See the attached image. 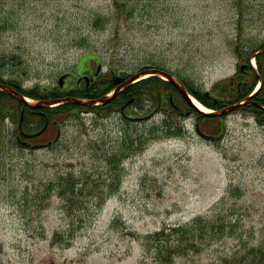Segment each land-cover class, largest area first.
Segmentation results:
<instances>
[{"label":"rangeland","instance_id":"374dc122","mask_svg":"<svg viewBox=\"0 0 264 264\" xmlns=\"http://www.w3.org/2000/svg\"><path fill=\"white\" fill-rule=\"evenodd\" d=\"M117 1L0 0V76L52 87L64 74L72 88L97 65L103 75L149 64L210 91L233 74L239 52L264 41V0ZM145 99L124 114L74 108L38 148L16 145L4 121L0 264H156L142 237L218 202L237 234L171 264L237 261L242 244L264 247V126L233 110L223 134L205 138L194 113ZM50 128L39 140L54 138ZM58 177L71 179V202L53 186Z\"/></svg>","mask_w":264,"mask_h":264},{"label":"trees","instance_id":"16d2710c","mask_svg":"<svg viewBox=\"0 0 264 264\" xmlns=\"http://www.w3.org/2000/svg\"><path fill=\"white\" fill-rule=\"evenodd\" d=\"M115 3L119 6L117 0H115ZM116 5L115 7H117ZM98 21L99 18L97 17L95 18L94 23H98ZM259 46L262 45L259 44L257 47L250 48L248 52L256 50ZM258 57L260 60L259 72L264 76V53L259 54ZM152 67L167 71L162 67L149 64L140 67V69ZM129 75L130 73L128 72L116 74L110 70L103 75H98L88 87H86L84 83L81 86H73L72 88L60 87L58 84L52 87L38 85L22 87L17 82L13 81V79L12 81H4L1 76L0 82L15 86L20 93L36 100L59 99L66 96L95 99L108 93ZM178 78L189 92L210 108H221L230 103L241 100L246 96V93H248L253 85L252 83L246 91V74L240 70H237L234 75L228 77L223 83L214 84L207 94L206 91L193 89L192 86L181 77ZM218 87L221 89L219 92L220 97H217L216 95ZM144 98H146L145 100H151L155 107L160 108L163 105H167L169 107L168 112L170 113H194L195 122L200 129L210 137L219 138L224 132V116L204 114L198 111L180 96L172 83L158 76H148L131 83L104 104L85 106L64 102L55 106H42L39 109L44 112L50 121L57 122L59 116L69 114L74 108L96 111L111 109L119 110L129 99H132L130 105H137V107L140 108ZM251 98L257 99L255 96H252ZM248 106L251 105L243 104L239 109L245 110ZM21 108H24L22 125L25 131L30 132L32 130L30 124L33 122H37L39 125L43 124V117L37 116L31 108L22 104L14 96L0 90V142L2 141L3 136L2 120L7 113V110H9L11 122L17 123ZM258 121L264 124V112L260 115ZM204 124L214 126L210 127V130H207L206 127L202 126ZM143 143V141L140 142L139 146L141 147ZM70 180L71 179L68 178L65 182H61L62 178L58 177L57 182L53 185L54 187H60V193L65 195L67 202L72 201V196L74 194L73 185ZM212 209L213 212L198 214L189 221L177 226H164L161 229L145 234L142 237V246L145 254L150 256L156 264H171L175 255L197 253L215 240H220L224 236L236 235L237 230L235 225L233 221L227 219L226 214L223 213V210L220 207V202L214 204ZM241 248L243 249H241V255L238 257L237 261L235 257L231 258L227 255L220 259L219 264H264V247H261V245L246 247V243H244L241 245Z\"/></svg>","mask_w":264,"mask_h":264},{"label":"flooded vegetation","instance_id":"af4514ba","mask_svg":"<svg viewBox=\"0 0 264 264\" xmlns=\"http://www.w3.org/2000/svg\"><path fill=\"white\" fill-rule=\"evenodd\" d=\"M263 48V49H262ZM258 49H262L261 53H258L254 60L253 63H255V69L256 71H254L251 68V61H250V56L252 53H254V51L258 50ZM254 50L253 52H249L247 54V52H240L239 56L236 57V61H235V71L233 72L235 74V72L237 70L242 71L243 73L246 74V91L248 90V88L251 86V84L253 83L251 89L248 91V93H246V96L250 95V93H252L255 88H256V84L260 81V86L258 87V90L252 95L255 96L257 99H252L251 97L249 98L250 102L246 103L248 106L246 107V111H248L249 113H251L254 117V119L256 121L259 120L260 115L263 114L264 112V76L259 72V54L264 53V45L259 46V48ZM100 73L99 70V65H97L96 69L93 71L91 68H88L85 71H81L79 73H77V75L75 76V79L73 80V83L71 84L72 86H81L82 82L85 80L86 81V87H88L90 85L91 82L94 81V79L98 76V74ZM233 74V75H234ZM221 91V89L218 87L216 90V95L217 97H220L219 92ZM35 114L37 116H41L38 112H41L40 110H36L34 111ZM128 115H126L127 117ZM10 118V114H9V110H7V113L5 114V116L3 117V123L6 119ZM46 120V118H44ZM48 119V118H47ZM45 122V121H44ZM49 122V120H48ZM54 124V122H52ZM13 124V128L15 127V132L13 134V141L16 145L23 147V148H36V147H41V146H47L53 143V141L51 139H45V140H38V141H33L34 138H29L24 136L21 132H20V128H18L17 124L15 125V123ZM37 122H34L32 124H30V127L32 130H34L35 128H37ZM48 125V124H47ZM264 126V124H261ZM3 126V124H2ZM47 128V127H46ZM22 129L23 125H22ZM4 130V127L2 129V131ZM24 132L26 133H30L24 130ZM59 133V128L58 126H56L55 128V135L53 139H57L56 137L58 136ZM207 137H209V135H206Z\"/></svg>","mask_w":264,"mask_h":264},{"label":"water","instance_id":"95a60500","mask_svg":"<svg viewBox=\"0 0 264 264\" xmlns=\"http://www.w3.org/2000/svg\"><path fill=\"white\" fill-rule=\"evenodd\" d=\"M144 75H157V76H159L165 80H168L169 82L172 83V85L176 88V90L180 93V95L184 98V100L188 104L195 107L197 110H199L200 112H203L204 114L221 115V114L227 113V112L237 108L241 104H244L248 99V97H245L244 100L239 101L237 103L230 104V105L223 107L222 109L217 110V111H210V112L203 111L200 108H198V106H196V104L194 103V101L192 99V96L188 93V91L185 89V87L181 84V82L176 77H174L169 72H165V71L158 69V68H143V69H141L140 71H138V72L130 75L128 78H126L110 94H106V95H104L98 99L82 100V99H78L75 97H66L64 99H46V100L38 101L36 103H31L24 96H22L15 88H13L7 84L0 83V89L7 91L8 93L15 96L21 102H23L24 104H26L27 106H29L31 108H36V107H39L42 105H54V104H58V103H62V102H71V103H79V104H85V105H93V104L107 102L113 95H115L123 87L131 84L134 81H137L138 79H140L142 77H145ZM63 79H64V75H61L58 78V82H59L60 86L63 84ZM128 103H129V101H127L124 104V106ZM22 118H23V109L21 110V114H20V118H19V124H18L19 127H21ZM46 124H47V122H45L44 126L39 131H37L36 133H33V134H26V133H23V131H21V132L23 133L24 136H34L36 134H39L41 131H43L44 128L46 127ZM196 131L199 134H201V132L197 126H196Z\"/></svg>","mask_w":264,"mask_h":264},{"label":"bare ground","instance_id":"6f19581e","mask_svg":"<svg viewBox=\"0 0 264 264\" xmlns=\"http://www.w3.org/2000/svg\"><path fill=\"white\" fill-rule=\"evenodd\" d=\"M192 99H193L194 103L196 104V106H198V108H200L201 110L206 111V112L210 111V109L208 107L201 104L197 99H195V98H192Z\"/></svg>","mask_w":264,"mask_h":264}]
</instances>
